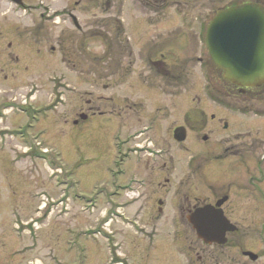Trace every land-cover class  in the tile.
<instances>
[{
    "label": "rangeland",
    "instance_id": "rangeland-1",
    "mask_svg": "<svg viewBox=\"0 0 264 264\" xmlns=\"http://www.w3.org/2000/svg\"><path fill=\"white\" fill-rule=\"evenodd\" d=\"M152 1L0 0V264H144V257L168 264V254H188L191 228H179L182 249L165 217L149 220L142 234L113 215L125 130L146 129L156 111L165 131L143 142H164L184 163L199 142L187 139L183 149L169 130L187 117L196 122L192 108L204 110L209 128L215 114L264 129V98L229 92L205 42L217 10L255 0H164L161 8ZM147 59L163 61L168 78ZM86 99L100 111L129 101L135 110L120 122L105 115L83 121ZM237 102L247 116L236 114ZM249 229L245 246L263 251L256 227Z\"/></svg>",
    "mask_w": 264,
    "mask_h": 264
},
{
    "label": "flooded vegetation",
    "instance_id": "flooded-vegetation-1",
    "mask_svg": "<svg viewBox=\"0 0 264 264\" xmlns=\"http://www.w3.org/2000/svg\"><path fill=\"white\" fill-rule=\"evenodd\" d=\"M152 2L154 8H161L165 4L164 0ZM255 2L264 7L260 0ZM70 17L76 29L81 32L82 26L77 16L71 14ZM117 29L116 38L122 40L123 49L127 50L128 57H131L133 52L129 40L122 39L125 29L122 26H117ZM118 61L121 65L122 60ZM147 62L152 67H158L157 72L162 80L168 78L166 66L162 67L163 61L147 59ZM214 67L216 68L215 64ZM219 71L220 78L230 84L233 92L242 96L250 95L252 101L253 98H264V82L261 86L241 88L225 79L220 68ZM92 103L90 99L84 101V106L78 113L79 119L85 121L90 116L105 115L120 122L122 115L135 110V103L130 101L121 108L112 107L108 112L100 111L99 106ZM236 105L239 106H235L239 110L236 114L247 116L246 111L250 109L240 108L242 106L238 102ZM156 110L162 111L161 107H156ZM188 115H196L195 119L190 117L196 122H189L187 117L184 123L173 125L169 130V137L183 149L189 150L188 146L184 147L187 139L194 137L199 142L197 149H194L193 154L184 163L169 155L168 145L164 142H143L146 134H151L147 135L149 138H156L158 134L162 136L165 131L158 129L160 124L156 111L154 116L150 117L146 129L125 130L124 140L117 145L116 176L120 178L121 184L118 185L113 215L122 223L134 227V233L139 231L142 234L144 232L140 228H146L149 220L155 223L165 217L164 223L177 228L174 230V241L178 243L177 248L182 249L184 243L179 228H191L195 241L188 245V254H168V264H264V249L257 253L245 246L251 236L249 228L256 227L257 240L264 248V129L253 128L247 126L248 124L229 123L215 114L211 115V120L217 122L213 124V128H209L206 113L201 108H192ZM73 123L75 124L76 120ZM179 127L185 128L184 141L175 138V130ZM44 154L40 157L46 156ZM207 206L221 211L235 230L227 231L222 237L212 236L210 242L201 239L193 229L189 217L196 210ZM125 209L129 210L127 215L121 211ZM223 238V242L217 240ZM248 251L254 254H247ZM141 259L144 264H149L146 263L148 257ZM150 261L154 259L151 258Z\"/></svg>",
    "mask_w": 264,
    "mask_h": 264
},
{
    "label": "water",
    "instance_id": "water-1",
    "mask_svg": "<svg viewBox=\"0 0 264 264\" xmlns=\"http://www.w3.org/2000/svg\"><path fill=\"white\" fill-rule=\"evenodd\" d=\"M22 4V0H14ZM76 25L79 27L77 24ZM209 55L223 70L225 79L239 87L261 86L264 82V7L245 3L218 10L206 32ZM175 138L184 141V127L175 130ZM189 221L205 242L235 230L221 211L207 206L196 210ZM220 242L224 241L219 240ZM247 254H253L247 252Z\"/></svg>",
    "mask_w": 264,
    "mask_h": 264
},
{
    "label": "trees",
    "instance_id": "trees-1",
    "mask_svg": "<svg viewBox=\"0 0 264 264\" xmlns=\"http://www.w3.org/2000/svg\"><path fill=\"white\" fill-rule=\"evenodd\" d=\"M217 68V67H216ZM218 70H219V68H217ZM222 79V81L223 82H225L226 84H227V86L225 87L229 92H231L232 91V88L230 87V84L226 81V80H224L223 78H221ZM233 92V91H232Z\"/></svg>",
    "mask_w": 264,
    "mask_h": 264
}]
</instances>
